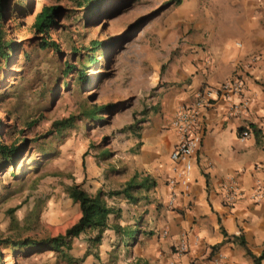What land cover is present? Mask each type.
Instances as JSON below:
<instances>
[{"label":"rangeland","instance_id":"1","mask_svg":"<svg viewBox=\"0 0 264 264\" xmlns=\"http://www.w3.org/2000/svg\"><path fill=\"white\" fill-rule=\"evenodd\" d=\"M81 2L7 3L3 24L14 48L0 62V131L19 153L0 173V233L9 239L54 236L76 222L80 212L67 186L87 166H103L111 180V168L128 165L132 125L138 129L169 62L189 35L199 36L201 45L208 37L216 41L240 12L232 0H99L89 8ZM45 5L57 7L55 23L47 33H37L32 24ZM42 39L54 41L57 49L43 48ZM92 41L100 44L94 47ZM108 103L113 105L109 111H97L95 117L85 113ZM69 116L70 126L53 125ZM93 185L86 190L92 193ZM14 206L18 224L13 227L6 211ZM92 235L72 240L75 264L132 263L130 247L124 249L112 234L103 238L96 260L88 254L94 251L88 242ZM0 251V264H66L47 248Z\"/></svg>","mask_w":264,"mask_h":264},{"label":"crops","instance_id":"2","mask_svg":"<svg viewBox=\"0 0 264 264\" xmlns=\"http://www.w3.org/2000/svg\"><path fill=\"white\" fill-rule=\"evenodd\" d=\"M232 2L240 12L231 28L218 33L216 41L208 37L206 45L200 44L199 36L189 35L182 52L158 78L160 83L149 98L148 111L143 113L138 130L126 141L131 151L128 165L111 168L113 180L102 173L103 166H87L74 181L84 188L94 184L92 193L116 189L133 175L137 182H154L149 188L134 190L138 197L135 203L122 195L108 199L110 205L120 208L118 216H111L110 224L138 229L129 244L131 264L137 260L192 264L217 256L220 264H253L239 244L240 239L254 255L263 249L264 0ZM232 77L242 81L241 92L217 96L204 109L199 122V148L190 171L180 175L182 163L170 157L178 143V134L171 127L175 112L191 104L198 91ZM243 101H247L246 108L229 114V104ZM245 127L250 128L251 135L240 140L239 132ZM169 180L174 181L173 186ZM231 180L238 186L240 196L228 203L225 195ZM171 194L174 201L169 205ZM163 230H167L166 235ZM111 234L116 235L108 229L104 237ZM182 236L187 247L179 253Z\"/></svg>","mask_w":264,"mask_h":264},{"label":"trees","instance_id":"3","mask_svg":"<svg viewBox=\"0 0 264 264\" xmlns=\"http://www.w3.org/2000/svg\"><path fill=\"white\" fill-rule=\"evenodd\" d=\"M179 2V0H177ZM8 0H0V62L6 61L10 55V52L14 48L13 42L7 38V32L4 28V17L6 14ZM99 4V0H82L80 6H87L89 8L91 5ZM57 7L51 5H45L41 8L39 12L36 13L33 21V28L37 33H47L50 27L55 23L54 16L56 14ZM41 46L43 48H55L57 49L56 43L49 39H42ZM94 47H97L100 42L92 41ZM74 68V67H71ZM82 74V72H80ZM86 80V77L84 78ZM83 79V80H84ZM113 105H93L92 107L86 109L85 113L90 117H95L97 111L107 110L109 111ZM72 117H67L66 119H60L53 122V125L57 126L59 129H63L72 124ZM136 130V123L132 125ZM138 130V129H137ZM242 130V129H241ZM0 131V173L5 165L11 166L13 163L11 159L19 155L18 146L13 143H6L1 139ZM254 133L257 136L258 132L254 129ZM107 151L104 152L106 154ZM154 185L153 181L148 182V179L136 181V176L133 175L132 178L127 180L124 184L120 185L116 189L103 190L98 189L94 193L87 191L82 183L73 182L66 188V193L68 198L76 203L79 208L80 216L76 222L70 224L64 233H60L54 236L44 237L38 240L32 239L30 237L19 238V239H9L3 237L0 233V247L9 246L12 249L22 248L25 246H36L40 248H47L56 253H58L60 259L66 264H75L78 259L74 258L69 252L72 250V240L78 238L82 234L94 233V235L88 237V242L91 243L94 251L91 254L96 260H100L98 253V247L102 243L104 233L108 229H113L117 236H119L120 245L127 250L129 244L135 239L136 234L131 233L132 229L129 226L123 228L116 223L110 224L111 216H118L120 213V208L114 207L108 203V199L115 196H124L129 203H135L137 200L134 190L136 188H149ZM16 206L7 209V215L9 217V224L17 226L18 221L14 215ZM137 231L138 229L135 228ZM133 232V231H132ZM133 235V239L131 238ZM122 238V239H120ZM129 240H131L130 243ZM239 244L243 246L246 250V254L249 255L253 264H261L264 258V244L263 249L259 255H254L247 247L243 238L240 239ZM124 245V246H123ZM1 258V251H0ZM105 264V263H101ZM135 264H149L146 260H137Z\"/></svg>","mask_w":264,"mask_h":264},{"label":"built area","instance_id":"4","mask_svg":"<svg viewBox=\"0 0 264 264\" xmlns=\"http://www.w3.org/2000/svg\"><path fill=\"white\" fill-rule=\"evenodd\" d=\"M243 88L242 81L237 77H232L226 81L219 83L208 89L200 90L196 93L195 99L189 105H183L175 112L172 120L171 127L178 134V143L170 154L171 159L174 161H180L182 168L180 175L185 176L190 171L192 166V158L199 148L201 141V129L199 126L201 115L204 109L212 102V100L220 95L226 94L234 95L239 94ZM247 107V101H243L240 104H229V114H238L243 108ZM251 135L249 127L243 128L239 132V139L245 140ZM170 186H173L174 181H168ZM186 184V181L183 180ZM227 193L225 200L228 203L234 202L239 196V188L234 181L231 180L229 186L226 188ZM174 201V194H171L169 199V205H172ZM167 230H163L162 234L166 235ZM186 238L181 237L178 244V252L183 253L186 251ZM221 259L219 256L212 257L209 260H202L198 263L192 264H220Z\"/></svg>","mask_w":264,"mask_h":264}]
</instances>
